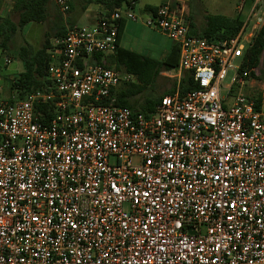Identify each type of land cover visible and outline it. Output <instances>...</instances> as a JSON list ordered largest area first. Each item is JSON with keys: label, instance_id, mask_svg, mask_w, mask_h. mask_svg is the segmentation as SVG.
<instances>
[{"label": "built area", "instance_id": "built-area-1", "mask_svg": "<svg viewBox=\"0 0 264 264\" xmlns=\"http://www.w3.org/2000/svg\"><path fill=\"white\" fill-rule=\"evenodd\" d=\"M52 1L69 13L71 0ZM252 1L219 42L192 35L169 5L147 12L196 85L150 114L117 105L132 75L94 60L119 48L121 21L138 22L131 6L67 27L44 87L25 99H4L0 80V264H264V95L258 108L221 93L229 72L227 92L246 81L264 26V2Z\"/></svg>", "mask_w": 264, "mask_h": 264}, {"label": "trees", "instance_id": "trees-1", "mask_svg": "<svg viewBox=\"0 0 264 264\" xmlns=\"http://www.w3.org/2000/svg\"><path fill=\"white\" fill-rule=\"evenodd\" d=\"M174 1V0H173ZM51 0H14L13 13L18 16L17 22L11 17H6L0 21V47L3 51H7L14 34L21 28L30 23L44 24L49 18V5ZM105 12H113L124 7L136 6L137 0H98ZM175 3V1H174ZM173 3V4H174ZM134 4V5H133ZM166 4H162L163 6ZM173 5H171L172 7ZM159 6L148 5L145 7L147 12L155 11ZM173 8V7H172ZM72 9V6H71ZM70 9V10H71ZM125 21L119 24V48L114 54L108 56L96 55L94 60L103 66L114 68L118 71H124L138 79L139 85L122 83L115 92L117 97V105L129 107L131 110H139L136 105L127 101L126 98H133L140 95L163 71L178 70L180 61V48L177 45L163 61H156L144 57L138 53L120 47L121 35L123 32ZM244 23L237 19H231L225 16L216 15L207 19L206 24L199 34L195 36L202 37L210 42H219L236 36L243 28ZM55 38L62 39L67 29L57 26ZM58 45H52L51 37L47 36L43 46L34 50L30 45L22 47L19 51V58L24 63V71L14 76L9 82V96L16 94V99L23 100L30 93L37 89H41L45 85L48 67L53 62L52 56L57 53ZM264 58V26L253 36L242 61L240 67V75L249 80L251 78L260 79L259 72ZM1 68V67H0ZM196 85L187 72H184L179 84L181 94L194 90ZM176 90V89H175ZM175 90L169 93H174ZM164 95V94H163ZM157 97L154 101L146 100L147 109L144 113L150 114L162 96ZM257 106L260 108L263 95L257 97ZM11 100V98H9Z\"/></svg>", "mask_w": 264, "mask_h": 264}, {"label": "rangeland", "instance_id": "rangeland-1", "mask_svg": "<svg viewBox=\"0 0 264 264\" xmlns=\"http://www.w3.org/2000/svg\"><path fill=\"white\" fill-rule=\"evenodd\" d=\"M13 1L14 0H0V21L6 17H11L13 21L17 22L18 16L13 13ZM73 7L65 16L59 12L51 0L49 5V18L44 24L30 23L25 27L19 29L9 44L7 51H3L0 47V62L3 65V59L5 54L11 57L12 62L7 67H3L5 73L2 76V83L5 88L3 98H9V82L19 73L24 71V63L19 58V51L22 47L30 45L35 51L40 49L47 36L51 37L52 45L56 44L57 39L55 38L58 30L57 26L67 29V27H88L89 20L85 16L93 17L94 12L98 10V0H72ZM175 1V3H174ZM137 0L134 12L138 17H146L147 11L145 7L148 5L158 6L162 4L173 5L179 14L186 16L188 19H201L206 22L211 16L225 15L231 19L240 18V20L246 24L250 9L253 6V1L250 0L248 3H243V0ZM264 2V0H263ZM174 3V4H173ZM82 4L86 5L87 12L82 8ZM264 5V3H263ZM239 8V9H238ZM241 9V10H240ZM251 26L248 27V31ZM1 41V39H0ZM236 62L235 65H238ZM174 73L175 70H172ZM260 79L251 78L241 85L237 81L230 92H227V86L231 84L234 78V73L229 72L222 84L221 93L227 95V102L231 103L238 94H244L246 96L257 97L259 94L264 95V58L259 72ZM132 83L139 85L138 79L132 75ZM175 79H165L163 76L158 75L152 81L140 95L132 98L134 105H136L140 111H146L147 99L154 101L155 98L163 95L166 91H171L170 88L176 87ZM128 84V83H126Z\"/></svg>", "mask_w": 264, "mask_h": 264}, {"label": "crops", "instance_id": "crops-1", "mask_svg": "<svg viewBox=\"0 0 264 264\" xmlns=\"http://www.w3.org/2000/svg\"><path fill=\"white\" fill-rule=\"evenodd\" d=\"M71 6L73 7L72 0H71ZM82 6H83L82 8L85 9V12H87L88 9H86V5L82 4ZM102 12H104V10L102 5L99 3L98 10L94 12L95 15L93 17L85 15L89 20L88 26L93 25L97 21L98 17L101 15ZM183 17L189 24L190 33L199 34L202 32L206 22L202 21L201 19L196 20V19H188L186 16ZM144 18H145L144 16H141L138 22L125 21L123 32L121 35V40H120V47L138 53L152 60L163 61L166 59L167 55L177 46V44H175L162 32L147 27L143 23ZM4 73L5 71L4 69H2L0 80H2V76ZM160 75L163 76L165 79H175L177 81L176 82V87H177L184 73H179L177 70L174 73L172 71H163L160 73ZM176 87L174 89L170 88V90L171 91L175 90ZM169 92L170 91H166L162 94H167ZM125 101L134 105L132 98H126Z\"/></svg>", "mask_w": 264, "mask_h": 264}, {"label": "water", "instance_id": "water-1", "mask_svg": "<svg viewBox=\"0 0 264 264\" xmlns=\"http://www.w3.org/2000/svg\"><path fill=\"white\" fill-rule=\"evenodd\" d=\"M191 233H192V230H191Z\"/></svg>", "mask_w": 264, "mask_h": 264}]
</instances>
